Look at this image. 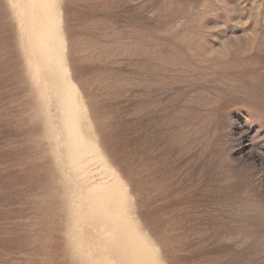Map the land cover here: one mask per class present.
<instances>
[{"label":"rangeland","instance_id":"rangeland-1","mask_svg":"<svg viewBox=\"0 0 264 264\" xmlns=\"http://www.w3.org/2000/svg\"><path fill=\"white\" fill-rule=\"evenodd\" d=\"M16 1L0 0V264H264V0H58L56 70ZM63 68L102 156L86 169ZM106 164L142 253L90 205Z\"/></svg>","mask_w":264,"mask_h":264},{"label":"bare ground","instance_id":"bare-ground-1","mask_svg":"<svg viewBox=\"0 0 264 264\" xmlns=\"http://www.w3.org/2000/svg\"><path fill=\"white\" fill-rule=\"evenodd\" d=\"M16 4H17V7L19 9V16L21 18V21L23 23H25V25L27 26V32H25V33H27L26 34V44H27L28 48L32 51H38L39 56L42 59V61L44 62V64L48 68H50L52 70H54V69L56 70L57 67H55V65L57 63L60 64L62 57H63L62 56L63 51L61 50V48L64 47V36H63L62 31H61V15H60L59 7H58V0H17ZM59 48L62 51V52L60 51L61 53L57 52ZM31 53H33V52H31ZM62 66H63V64H62ZM64 68L60 69V72L62 74V80L58 83V95H59L60 103L62 106L61 108L63 110V118H64V122H65L64 124H65V128H66L65 131L67 132V137H68V141H69L70 151H69V155H67V157L69 156L70 162L76 163V164H78L77 166H79L81 169L82 168L84 169L85 164H84V162H81V160L84 159L85 156H88L87 155L88 153H91V154L95 153V155H96L95 157L100 159V160L102 159V156L99 153V151L97 150L96 145L94 143H92L91 141H89L84 136L85 133H83V130H82L83 116H84V107L81 104L82 100L80 103L79 102L80 98L78 99V88L74 85V83H72L66 77V69H64ZM57 70H59V69H57ZM52 84H53V82H52ZM53 86H55V85H53ZM88 138H89V136H88ZM85 160H86V158H85ZM74 166L75 165H73V167ZM104 166L107 170L108 177H111V182H109V181L107 182V180L106 181L104 180L103 182H99L95 185L93 184V186L89 189L90 190V192H89L90 193V198H89L90 199V205L92 206L94 212L103 214L104 216H106L107 218L112 220L113 228L117 233H121L120 231H123V230L129 231V235H128V237H126L127 238L126 244L128 243V244L132 245L133 247L136 246L135 249H137L138 252L142 253V250H143L144 246L146 245V240L141 237L142 235L139 234L138 229L133 224V222L130 220L129 216L126 214V211H124L123 198H124L125 194H124V190H123L122 181H121L120 177L117 175V173L115 172V169L113 171L112 168L110 169L108 167L110 165L107 166V164ZM81 172H82V170H81ZM77 173H78V171H77ZM87 173L89 175L88 170H87ZM78 174H80V173H78ZM83 177H84V175H83ZM108 180H110V179L108 178ZM88 186H90V184ZM86 190H88V189H86ZM127 209H129V208H127ZM93 214H95V213H93ZM130 217H131V215H130ZM92 219H94V218H92ZM92 219H90V220H92ZM103 222H105V221H103ZM111 231H113V230H111ZM122 246H121V248H122ZM128 250H130V249H128ZM146 250L147 249H145V252H146ZM147 252H149V251H147ZM141 253H140V255H141ZM128 254H130V253H128ZM145 256H146V254H145ZM148 259H149V257H148ZM150 259H153V258H150ZM134 260H133V262H134ZM127 261H130V259ZM139 261L141 262V260H138V262ZM154 262L155 261L153 259V263ZM129 264H130V262H129ZM148 264H150V262Z\"/></svg>","mask_w":264,"mask_h":264}]
</instances>
